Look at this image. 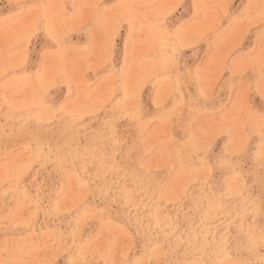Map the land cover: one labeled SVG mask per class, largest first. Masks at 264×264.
<instances>
[{"label":"rangeland","instance_id":"obj_1","mask_svg":"<svg viewBox=\"0 0 264 264\" xmlns=\"http://www.w3.org/2000/svg\"><path fill=\"white\" fill-rule=\"evenodd\" d=\"M0 159V264H264V0H0Z\"/></svg>","mask_w":264,"mask_h":264},{"label":"bare ground","instance_id":"obj_2","mask_svg":"<svg viewBox=\"0 0 264 264\" xmlns=\"http://www.w3.org/2000/svg\"><path fill=\"white\" fill-rule=\"evenodd\" d=\"M93 144V143H92ZM136 152H138V151H136ZM133 153V152H132ZM134 155V154H133ZM131 156V155H130ZM90 158V157H89ZM193 158H195V157H193ZM128 159V158H127ZM135 159V158H134ZM179 159V158H178ZM0 160H2V159H0ZM179 162V161H178ZM182 165V164H181ZM183 166V165H182ZM182 166H181V168H182ZM178 167H180L179 165H178ZM198 173H200V172H198ZM214 182V181H213ZM166 191V190H165ZM196 193V192H195ZM216 200V199H215Z\"/></svg>","mask_w":264,"mask_h":264}]
</instances>
